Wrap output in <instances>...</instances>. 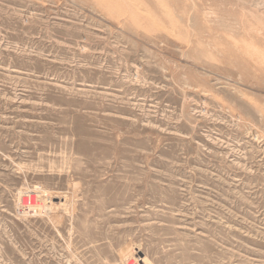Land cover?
Returning <instances> with one entry per match:
<instances>
[{
  "label": "rangeland",
  "instance_id": "obj_1",
  "mask_svg": "<svg viewBox=\"0 0 264 264\" xmlns=\"http://www.w3.org/2000/svg\"><path fill=\"white\" fill-rule=\"evenodd\" d=\"M146 263L264 264V0H0V264Z\"/></svg>",
  "mask_w": 264,
  "mask_h": 264
},
{
  "label": "bare ground",
  "instance_id": "obj_2",
  "mask_svg": "<svg viewBox=\"0 0 264 264\" xmlns=\"http://www.w3.org/2000/svg\"><path fill=\"white\" fill-rule=\"evenodd\" d=\"M34 205H35V198L34 197L30 198L29 200H24V206L25 207H29L30 208V206L33 207Z\"/></svg>",
  "mask_w": 264,
  "mask_h": 264
}]
</instances>
